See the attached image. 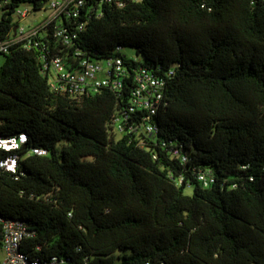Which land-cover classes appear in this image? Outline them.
<instances>
[{"label": "trees", "instance_id": "obj_1", "mask_svg": "<svg viewBox=\"0 0 264 264\" xmlns=\"http://www.w3.org/2000/svg\"><path fill=\"white\" fill-rule=\"evenodd\" d=\"M49 1L0 0V40L20 4ZM121 1L84 0L0 52V136L27 134L18 172L0 173V248L13 219L26 253L59 264H264V0ZM42 56L120 57L127 74L73 97ZM141 68L166 81L154 133L130 111Z\"/></svg>", "mask_w": 264, "mask_h": 264}, {"label": "built area", "instance_id": "obj_2", "mask_svg": "<svg viewBox=\"0 0 264 264\" xmlns=\"http://www.w3.org/2000/svg\"><path fill=\"white\" fill-rule=\"evenodd\" d=\"M84 0H50L48 7L51 8L52 13L48 19L39 25H36L30 30L16 24V30H12L11 34L0 40V52H8L9 47L16 42L33 39L39 30L46 22L56 19L62 14L77 15L78 7L83 4ZM120 5L123 4L121 0H116ZM21 17H26L29 11L19 10ZM14 27V28H15ZM56 34L61 36L63 40H67V35L62 28H56ZM37 43V42H36ZM44 62V72L49 76V83L51 88L55 91L69 94L73 97H79L83 94L98 91L103 86H110L119 89L122 87L123 78L127 74V70L123 66V61L120 57L110 58L105 60L106 66H103V61H90L84 59L81 62V68L69 69L60 56H54L49 61ZM100 73H103L101 76ZM135 87L133 89V105L130 111L144 108L149 114L147 115L146 123L143 130L148 133H154L157 130L155 123L151 121L163 99V90L166 81L156 75L155 73L141 68L136 73ZM135 127L130 126V130ZM115 130L123 132L124 126L120 118H115ZM27 141V134L24 132L15 133L8 136H0V149L9 152L3 158H0V173L2 171H9L11 173L18 172V158L17 150ZM35 152L43 153V150L34 149ZM199 179L204 185H209L213 180V176L208 173H200ZM32 232L27 229L26 224L20 220L7 219L3 220V240L2 249L5 252V257L0 264H59V259L56 256L50 258H35L23 250L24 240L31 236Z\"/></svg>", "mask_w": 264, "mask_h": 264}, {"label": "rangeland", "instance_id": "obj_3", "mask_svg": "<svg viewBox=\"0 0 264 264\" xmlns=\"http://www.w3.org/2000/svg\"><path fill=\"white\" fill-rule=\"evenodd\" d=\"M18 10H26L29 11L28 15L26 17H21V15L18 13ZM52 13L51 8L48 6L42 9L35 10L33 9V6L31 3H22L19 5L17 12L14 13L13 18L15 23H19V25L25 28V30H30L36 25L41 24L44 22L46 19L50 17ZM125 53L128 55H137V49L135 47H126L125 48ZM5 60V55L0 53V68ZM103 66H106V62H101ZM102 76L103 73H100ZM185 193L186 194H192L193 193V187L188 185L185 187ZM5 257V252L2 248H0V263Z\"/></svg>", "mask_w": 264, "mask_h": 264}, {"label": "water", "instance_id": "obj_4", "mask_svg": "<svg viewBox=\"0 0 264 264\" xmlns=\"http://www.w3.org/2000/svg\"><path fill=\"white\" fill-rule=\"evenodd\" d=\"M17 27L14 28V30H16Z\"/></svg>", "mask_w": 264, "mask_h": 264}]
</instances>
